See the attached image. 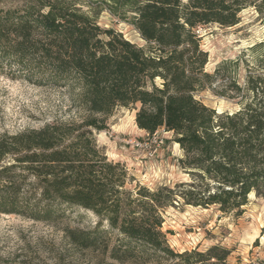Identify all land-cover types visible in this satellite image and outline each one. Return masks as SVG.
I'll return each mask as SVG.
<instances>
[{"label": "trees", "instance_id": "16d2710c", "mask_svg": "<svg viewBox=\"0 0 264 264\" xmlns=\"http://www.w3.org/2000/svg\"><path fill=\"white\" fill-rule=\"evenodd\" d=\"M247 8L264 25V0H26L0 7V77L60 95L51 121L0 133V214L57 225L71 212H90L92 227L62 230L72 247L94 255L93 264H228L231 250L218 244L172 249L162 213L182 201L240 215L250 193L264 197V41L255 47L260 69L240 84L220 74L232 62L205 70L198 33L238 24ZM102 10L133 26L143 45L99 26ZM221 79L227 83L219 93L240 104L231 114L197 97ZM118 107L135 109L136 126L149 135L172 133L187 182L149 189L108 159L94 132L109 128Z\"/></svg>", "mask_w": 264, "mask_h": 264}, {"label": "rangeland", "instance_id": "374dc122", "mask_svg": "<svg viewBox=\"0 0 264 264\" xmlns=\"http://www.w3.org/2000/svg\"><path fill=\"white\" fill-rule=\"evenodd\" d=\"M26 0H0V7L19 5ZM86 9V6L82 7ZM97 23L114 28L123 36L143 45L133 26L102 10ZM201 48L207 52L205 70L212 73L223 61L230 63L225 74L242 84L251 70L258 72L264 25L253 8L241 11L240 21L231 27L217 24L198 28ZM237 61L235 67L233 62ZM226 80H218L197 97L218 113H233L240 108L237 99L221 95ZM219 93V94H218ZM57 91L29 83L22 78L0 77V133H15L37 128L59 115ZM135 109L118 107L108 119L107 130L94 132L97 144L108 159L125 164L140 185L149 189L174 187L188 181L179 161L183 152L163 129L149 135L135 124ZM162 230L177 252L205 250L218 244L231 250L228 264H249L264 258V197L253 192L240 215L224 214L217 206L206 208L183 205L182 201L163 211ZM81 215V216H80ZM96 218L90 212L74 211L57 225L17 215L0 214V264H93L94 255L77 250L65 239L63 228L92 227Z\"/></svg>", "mask_w": 264, "mask_h": 264}, {"label": "bare ground", "instance_id": "6f19581e", "mask_svg": "<svg viewBox=\"0 0 264 264\" xmlns=\"http://www.w3.org/2000/svg\"><path fill=\"white\" fill-rule=\"evenodd\" d=\"M252 193H250L249 195H251Z\"/></svg>", "mask_w": 264, "mask_h": 264}]
</instances>
